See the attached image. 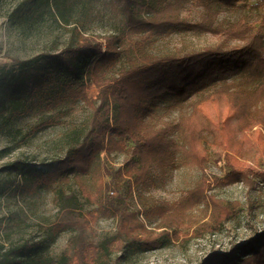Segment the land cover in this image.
<instances>
[{
	"label": "rangeland",
	"instance_id": "rangeland-1",
	"mask_svg": "<svg viewBox=\"0 0 264 264\" xmlns=\"http://www.w3.org/2000/svg\"><path fill=\"white\" fill-rule=\"evenodd\" d=\"M20 1L0 0V99L4 96L1 83L17 74L22 62L43 61L79 38L76 34L72 39L70 28L47 16L36 25L15 22L11 12ZM91 9L85 35L102 40L120 28V19L108 0H94ZM260 12L222 7L217 14L186 4L180 16L192 24L203 23L204 28L170 29L150 38L141 51L134 47L139 37L130 38L128 30L132 58L146 63L142 56L163 58L218 44L220 35L209 32V27L227 32L244 15L258 27ZM139 14L144 16L146 11ZM228 45L242 42L231 40ZM131 65L122 56L114 67L99 74L108 84ZM84 88L82 99L62 101L50 95L52 102L17 117L12 125L20 134L35 129L24 143L19 144L18 135L0 134V257L10 248L33 244L45 256L59 259L66 254L71 261L74 249L82 247L87 264H197L212 251H228L232 244L264 230V101L259 104L262 109L250 110V126L241 127L237 135L228 133L221 146L207 147L203 168L192 164L151 168L136 183L118 173L128 158L126 151L102 150L88 172L78 175L71 171L63 184L66 193L81 203L73 214L54 202L53 188L62 181L24 189L20 175L4 166L16 159L44 162L65 158L89 129L93 106L99 104V86L93 78L85 80ZM168 104V100H156L138 114L154 126L175 123L178 109L168 108ZM117 114L112 104L111 123ZM232 148L238 151L232 153ZM194 188L196 201L181 211L178 203ZM58 225L65 227L57 231Z\"/></svg>",
	"mask_w": 264,
	"mask_h": 264
},
{
	"label": "trees",
	"instance_id": "trees-1",
	"mask_svg": "<svg viewBox=\"0 0 264 264\" xmlns=\"http://www.w3.org/2000/svg\"><path fill=\"white\" fill-rule=\"evenodd\" d=\"M108 1L121 26L102 40L85 35L94 0H21L11 12L15 22L34 25L47 16L70 28L72 39L76 34L79 38L59 52L46 55L43 61L34 58L22 62L18 73L1 83L4 96L0 99V134L18 135L19 144L24 143L35 129L20 134L12 125L17 117L44 102H52L50 95L62 101L82 99L86 79L93 78L99 86V104L93 106L89 129L65 158L44 162L16 159L3 168L16 171L24 189L62 181V185L53 188L54 202L68 214L76 212L81 203L66 193L64 182L71 171L78 175L88 172L102 150L126 151L128 158L118 173L136 183L143 181L151 168L164 170L190 164L203 168L207 147L221 146L227 142L228 133L237 135L241 127L250 126V110L262 109L259 104L264 101V0ZM186 4L217 14L222 7L259 10V26L255 27L244 15L227 32L208 28L212 34L220 35L218 44L163 58L145 55L142 59L146 63L134 62L128 30L130 38L139 37L134 47L141 51L150 38L170 29L204 28L203 23L192 24L180 16ZM143 9L144 16L139 14ZM231 40L242 45L229 46ZM122 56L132 65L106 84L99 72L114 67ZM163 99L169 101L168 108L178 109L175 123L154 126L139 116L140 109ZM112 104L118 114L111 123L108 115ZM231 151L236 153L238 148ZM197 194L194 188L186 200L178 203V208H190ZM103 207L99 202V209ZM63 227L58 225L56 230ZM86 262L82 247L74 249L71 261L66 254L59 259L45 256L33 244L10 248L0 257V264ZM197 264H264V230L245 242L232 244L228 251H212Z\"/></svg>",
	"mask_w": 264,
	"mask_h": 264
}]
</instances>
